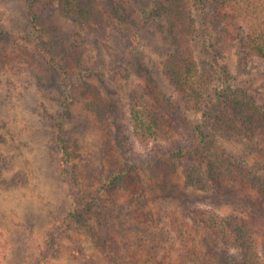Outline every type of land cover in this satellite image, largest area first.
Instances as JSON below:
<instances>
[{
  "label": "rangeland",
  "instance_id": "rangeland-1",
  "mask_svg": "<svg viewBox=\"0 0 264 264\" xmlns=\"http://www.w3.org/2000/svg\"><path fill=\"white\" fill-rule=\"evenodd\" d=\"M156 1L87 0L82 32L50 0H0V264H189L181 239L200 256L190 264H245L200 213L246 220L248 200L264 205V135L220 136L185 107L163 73L166 18ZM206 11L196 16L204 31L195 54L211 86L221 90L222 76L227 102L264 108V64L244 52L239 60L243 48L228 42L245 32L244 22L215 25L211 6ZM133 93L169 123L167 139L152 143L155 155L132 134ZM197 125L210 155L226 161L227 177L213 181L209 165L188 154ZM227 155L258 180H244ZM190 166L207 188L187 183ZM116 176L122 184L108 186ZM80 209L77 221L71 214ZM256 240L264 264V236Z\"/></svg>",
  "mask_w": 264,
  "mask_h": 264
},
{
  "label": "trees",
  "instance_id": "trees-1",
  "mask_svg": "<svg viewBox=\"0 0 264 264\" xmlns=\"http://www.w3.org/2000/svg\"><path fill=\"white\" fill-rule=\"evenodd\" d=\"M86 1L50 0V3L58 5L59 11L84 32L86 26H90L87 18L90 5ZM208 6H211L213 12L211 20L215 25L237 19L244 22L245 32L237 33L233 38L228 39V42L237 41L236 48H243L238 55L239 60L242 61L240 55L244 52V55L252 54L264 64V0H157L154 11L157 14H163L166 18L162 33L169 52L163 62V73L185 107L201 114L204 125L208 126L210 131L226 138H238V140L249 139L257 134L264 135V108L254 106L251 102L245 106H240L234 101V103L227 102L225 98L231 92L230 85L226 84L221 76L223 88L218 90L212 87L204 71L203 61L195 54L199 35L201 36L204 31V29L201 31L197 29L196 16L205 17ZM77 34L80 35V32ZM201 42L203 45V40ZM128 115L132 134L140 146L152 148V143L167 139L164 128L168 127V121H165L163 115L142 95L131 94ZM195 133L196 145L188 154L197 153L198 157L209 165L211 169L209 174L212 175L213 181L230 175V170L225 166L226 161L210 155L204 145L205 133L199 125L195 126ZM153 148L156 150L153 152L155 155L159 148L156 146ZM55 150L60 154L62 172L65 173L64 166L69 162V156L64 141L59 135L55 141ZM226 157L228 162L231 161L239 168L244 180H258L252 170L241 160H236L231 155ZM155 161L157 166H162L158 158H155ZM153 164L150 160L147 166ZM185 173L187 183L191 187L207 188L205 179L196 166H190ZM67 174L66 172L65 175ZM69 182L74 185L73 179L69 178ZM121 184V177L116 176L110 180L108 186L116 188ZM247 206L249 218L246 220L230 216L223 217L209 211L200 213L201 222L225 246L236 251L245 264H263L258 253L256 238L260 235L264 236V205L248 200ZM82 209L88 210L89 204L82 205ZM82 209H80L81 213L77 211L79 209L75 210L71 217L82 221L84 215ZM181 244L182 256L185 258L182 257V261L186 260L190 264L200 259L192 242L181 239Z\"/></svg>",
  "mask_w": 264,
  "mask_h": 264
}]
</instances>
